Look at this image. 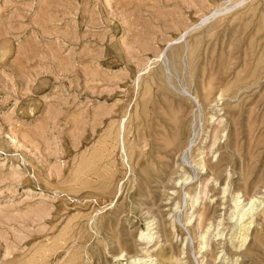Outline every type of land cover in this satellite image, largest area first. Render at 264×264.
<instances>
[{
    "label": "rangeland",
    "instance_id": "1",
    "mask_svg": "<svg viewBox=\"0 0 264 264\" xmlns=\"http://www.w3.org/2000/svg\"><path fill=\"white\" fill-rule=\"evenodd\" d=\"M0 264H264V0H0Z\"/></svg>",
    "mask_w": 264,
    "mask_h": 264
}]
</instances>
